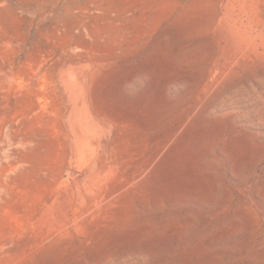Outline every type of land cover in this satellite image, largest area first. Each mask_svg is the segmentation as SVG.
<instances>
[{
    "label": "rangeland",
    "instance_id": "374dc122",
    "mask_svg": "<svg viewBox=\"0 0 264 264\" xmlns=\"http://www.w3.org/2000/svg\"><path fill=\"white\" fill-rule=\"evenodd\" d=\"M0 264H264V0H0Z\"/></svg>",
    "mask_w": 264,
    "mask_h": 264
}]
</instances>
